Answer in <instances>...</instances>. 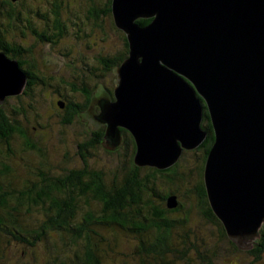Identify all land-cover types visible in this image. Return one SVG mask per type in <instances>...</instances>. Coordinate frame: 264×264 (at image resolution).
Listing matches in <instances>:
<instances>
[{"label": "water", "instance_id": "obj_1", "mask_svg": "<svg viewBox=\"0 0 264 264\" xmlns=\"http://www.w3.org/2000/svg\"><path fill=\"white\" fill-rule=\"evenodd\" d=\"M111 14L128 56L112 70L114 99L98 98L97 83L80 120L105 125L110 150L129 131L134 164L161 170L205 140L206 114L207 199L228 238L250 249L264 225V0H112ZM24 85L0 50V103ZM167 206H177L174 196Z\"/></svg>", "mask_w": 264, "mask_h": 264}, {"label": "trees", "instance_id": "obj_2", "mask_svg": "<svg viewBox=\"0 0 264 264\" xmlns=\"http://www.w3.org/2000/svg\"><path fill=\"white\" fill-rule=\"evenodd\" d=\"M5 2L4 7H11V2ZM98 2L99 10H95L98 11V18L104 22L103 18L107 17L112 25V0ZM2 15L1 13L0 48L8 51L9 56L22 57V54L28 53L22 47L16 45L11 50L1 41L5 31ZM49 15L47 13L43 17L45 22L53 19V15ZM136 22L147 25L151 19H137ZM46 31L45 28L40 36L46 34ZM50 35H46L48 42L54 39ZM121 38L125 49L111 55V58H100L98 66L103 74H113V68L127 56L128 48L123 32ZM85 65L89 73V66ZM18 67L28 79L41 80L37 74L36 62L30 56L18 61ZM66 85L61 87L79 94L83 101L76 102L73 95L67 98L71 105V116L63 124L71 122L90 104L95 88L85 83L80 87ZM104 87L108 90L105 83ZM27 92L29 95L33 93L31 89ZM56 93L58 94L57 91ZM9 99L6 97L0 103L1 263H6L13 256L16 247L34 250L39 243L53 240L49 243L51 250L47 248L50 256L46 264H112L113 261L117 264L115 258L118 256L123 264L130 260L135 264H195L193 261L196 260L200 264H214L215 252L211 255H197L200 250L199 237L191 227L195 220L212 225L219 238L225 239L234 251L250 255L252 262L264 259V227L260 229L259 237L250 249L240 250L227 239L221 221L209 205L203 182V168L213 142V134L206 114L202 121L208 132L205 140L189 153L190 156L187 155L188 151L182 152L177 162L166 169L136 166L133 161L135 144L129 134H126L128 137L126 136L127 140L123 145L127 166L124 173L104 171L91 164L89 160L94 155L92 150L95 152L104 142L105 128L102 126L95 131L91 130L90 138L81 143L84 147L78 146V163L72 166L66 163L69 164L68 167L55 171L54 165L47 161V151L16 118H20L22 113L26 115L28 109L18 107L17 110L9 106ZM31 108L33 109L32 106ZM121 132L124 135L126 133L123 129ZM12 141L20 143L21 152L31 153L38 159L37 165L29 171L31 176L21 178L13 170V160L25 159L17 153L19 150L12 147ZM88 150L92 152V156ZM112 151L116 153L115 150ZM170 196L176 198V207L167 206V198ZM36 213L39 218L35 223L26 222V217ZM52 234L57 236L54 238ZM127 235H135L133 259L131 253L123 254L120 250L129 249L122 240ZM207 251L205 249L204 252ZM26 256V251L18 253L19 259Z\"/></svg>", "mask_w": 264, "mask_h": 264}, {"label": "rangeland", "instance_id": "obj_3", "mask_svg": "<svg viewBox=\"0 0 264 264\" xmlns=\"http://www.w3.org/2000/svg\"><path fill=\"white\" fill-rule=\"evenodd\" d=\"M3 1L11 2V7H4L2 5ZM98 1L0 0V11L3 12V27L5 29L1 41L8 49L14 50L17 45L22 47L25 53H28L22 54V57H12L9 56L8 51L1 48L0 50H2L9 61L14 59L17 63L21 59L24 60L25 56L27 58L30 56L36 62L39 72L37 74L41 77V80L28 79L25 72L21 70L25 77L23 91L19 95L8 96L7 98H10L8 105L17 110H19L18 107L28 109L26 115L22 113L20 118H16H18L17 120L22 124V127L29 132V135L47 151V161L54 165L55 171L68 167L69 164L72 166L78 163V146L84 147L81 143L90 138L91 130L95 131L99 128L97 126V128L92 129L90 124L86 126L87 120L81 121L80 115L75 116L71 122L63 124V121L71 116L69 110L71 105L68 103L67 98L73 95L74 98H71L76 102L81 103L83 100L79 94L73 93L71 89L65 90L61 86L69 84L80 87L82 83H85L93 87L97 83L101 86L105 83L109 90L112 91L114 74H108V72L103 74L98 62L100 58H111V55H116L123 48L125 49V44L121 38V32L124 34L125 32L117 27L114 22L111 25L109 18L104 17V22H102L101 18H98V11L95 12V10H99L100 2ZM47 13L48 15L50 14L49 16L53 15V19L51 20L50 18V22H45L43 19ZM45 28L46 32L49 31L50 36L54 38L51 42L46 40L45 36L48 33L40 36V32H45ZM57 33L59 35H55ZM125 40L127 42L128 56L129 47L126 36ZM7 43L13 47H10ZM85 64L89 66V73L86 71ZM96 64L97 67H95ZM29 89L33 92L31 95L27 92ZM23 92L25 93L24 95L22 94ZM61 93H65L64 95L68 96L61 95ZM64 98H66V101ZM96 111H99V108H96ZM102 126L105 128V125L100 127ZM129 135L134 142L132 135ZM125 138L126 136H123L122 144L113 149L116 153L107 149L103 144L95 152L92 150L93 156L92 152L88 150L90 156H92L89 162L104 171L124 173L127 168L126 157L124 156L126 151L123 146L125 140H127ZM12 147L19 150L17 153L25 159L20 160L17 158L13 160V170L21 178L30 175L33 167L37 165L36 161L38 159L31 153L21 152L19 142L12 141ZM26 218L28 220L26 222L35 223L39 218V214L36 213ZM191 227L197 234V238H200H198L200 246L198 256L203 253L211 255L212 252H215L214 264H264V259L252 262L250 255L238 253L231 249L232 247L225 239L216 235L215 231H213L215 228L212 225L195 220ZM52 236L55 238L57 235L52 234ZM227 239L230 240L228 237ZM122 240L128 245L127 247L130 250L121 248V253H131L132 255L135 251V235H127L122 237ZM51 241L53 240L39 243L34 250L16 247L13 256L11 257L10 255L11 258L6 263H1L0 261V264H16L18 262L19 264H46L50 256L47 254V248L50 249L49 243ZM205 249L208 251L204 252ZM22 251H26L27 256L19 259L18 253H22ZM116 258L117 264H123L119 256ZM133 258L134 256L132 255ZM193 262L195 264L201 263L199 260ZM112 264L116 263L113 261ZM126 264L135 263L130 260Z\"/></svg>", "mask_w": 264, "mask_h": 264}, {"label": "flooded vegetation", "instance_id": "obj_4", "mask_svg": "<svg viewBox=\"0 0 264 264\" xmlns=\"http://www.w3.org/2000/svg\"><path fill=\"white\" fill-rule=\"evenodd\" d=\"M4 2H5V1H3V5H4ZM5 3H6V2H5ZM6 4H8V3H6ZM10 4H11V3H10ZM1 7H2V6H1ZM1 13H3V12H1ZM1 13H0V14H1ZM47 33L50 34L49 31H48ZM48 34H46V35H48ZM57 35H59V34L57 33ZM45 37H46V36H45ZM46 40H47V37H46ZM112 88H113V87H112ZM106 90H107V89H106ZM108 90H109V88H108ZM96 92H97L96 94H97L98 98L103 97V95H104V93H105V87H104V84H102V86H101V88L99 89V91L97 90ZM123 130H124V129H123ZM124 131H125L126 133H125V135H124V134H122V135H123L124 137H125V136L128 137V135H126V134H130V133H129L127 130H124ZM127 137H126V138H127ZM186 152H187V151H186ZM192 152H193V150H189V151H188V154H189V153H192Z\"/></svg>", "mask_w": 264, "mask_h": 264}, {"label": "clouds", "instance_id": "obj_5", "mask_svg": "<svg viewBox=\"0 0 264 264\" xmlns=\"http://www.w3.org/2000/svg\"><path fill=\"white\" fill-rule=\"evenodd\" d=\"M106 91H107V92L109 91V93H110V95H111V98L114 99V96H113V88H112V91H110V90H106V89H105V92H106ZM121 133H122V132H121ZM188 151H189V150H188ZM183 152H184V151H183Z\"/></svg>", "mask_w": 264, "mask_h": 264}]
</instances>
